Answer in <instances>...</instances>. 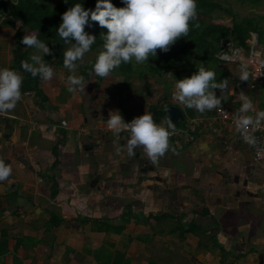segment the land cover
I'll return each mask as SVG.
<instances>
[{
	"label": "crops",
	"instance_id": "crops-1",
	"mask_svg": "<svg viewBox=\"0 0 264 264\" xmlns=\"http://www.w3.org/2000/svg\"><path fill=\"white\" fill-rule=\"evenodd\" d=\"M14 41V33L9 36L0 32V67H10ZM52 67L53 77L40 81L48 95L45 103H39L34 91L22 92L13 109L0 113V159L12 168L9 177L0 180V234L7 229L10 235L8 253L16 254L22 249L31 264L36 250L43 253L40 247L57 251L68 247L69 257L82 250L96 264H102L106 259L98 258L95 250L106 247L124 251L132 258L131 264H138L139 252L134 256L128 247L175 239L198 251L191 256L197 264H213L206 259L212 258L215 251L219 256L214 264L221 262L220 248L213 242L226 249L231 264H259L261 260L264 264V160L255 159L252 142L240 136L236 125L217 120L216 107L200 112L177 101L174 84L169 100L182 109L186 125L171 123L175 127L169 128L173 133L168 138L169 146L156 160L142 145L129 153L127 133H116L107 127L109 111L119 109L125 120L144 111L152 114L150 108L163 102L170 72L162 80L151 76L134 80L129 89L117 74L108 75L99 84L89 78L85 79V90L72 92L67 87L71 70L64 65ZM221 68L227 70L225 79L229 82V89L222 93L225 99L221 106L233 114L239 112L240 93L244 91L255 109H264V80L256 89H250L249 78H239L238 66L221 64ZM115 81V91L108 92L106 86ZM215 91L221 94L219 88ZM188 108L195 112L194 116L188 115ZM193 118L203 119L191 129ZM157 123L169 126L166 119ZM55 148L59 163L53 167ZM52 177L58 183L55 198ZM124 210H133L137 217L169 213L174 220L181 217L185 226L195 221L213 238L203 237L201 246L200 236L195 233H186L181 239L179 231L169 232L172 220L155 225L153 231L132 217L121 233L93 231L91 223L78 220L79 216L116 218ZM52 212L66 221L53 233H46ZM151 222L155 224L154 219ZM146 227L149 232H145ZM160 228L166 232H158ZM106 234L119 235V245L109 241L96 246V238ZM19 236L47 243H38L35 248L29 244L27 249L14 251L15 238ZM17 259L20 264L25 261L17 256L13 264Z\"/></svg>",
	"mask_w": 264,
	"mask_h": 264
},
{
	"label": "clouds",
	"instance_id": "clouds-1",
	"mask_svg": "<svg viewBox=\"0 0 264 264\" xmlns=\"http://www.w3.org/2000/svg\"><path fill=\"white\" fill-rule=\"evenodd\" d=\"M197 17V0H124L117 6L113 0H95V7H85L83 0H75L62 13V20L57 32L65 44H70L63 53V64L71 70L67 77L69 91L78 88L85 90L88 81L83 74H77V61H83L84 54L90 50L97 36L85 30L90 21L108 29L104 32V42L93 63V69L99 76H106L123 62L142 63L151 56L157 55V49L168 51L177 38L187 36L190 21ZM22 42L36 49L30 60L22 61V68L42 81L54 75V68L45 59L46 53L53 49L41 39L37 32H25ZM241 80H248L249 69L246 63L240 64ZM23 75L12 67H0V113L13 109L22 97ZM221 94L217 95L215 89ZM229 89L227 79H216V71L204 65L189 76L176 79L173 96L188 107H195L204 112L221 106L225 99L223 92ZM242 101L239 113L235 117L237 126L247 132L264 121V110H256L253 100L244 91L240 93ZM250 112H254L250 114ZM107 125L116 133H127V149L134 153L137 146H143L152 160L163 154L169 146L171 135L169 128L175 126L169 122L165 127L158 124L150 112L125 120L119 109L109 111ZM247 139L254 142L249 133ZM11 165L0 159V180L11 174Z\"/></svg>",
	"mask_w": 264,
	"mask_h": 264
},
{
	"label": "trees",
	"instance_id": "trees-1",
	"mask_svg": "<svg viewBox=\"0 0 264 264\" xmlns=\"http://www.w3.org/2000/svg\"><path fill=\"white\" fill-rule=\"evenodd\" d=\"M251 4L264 3V0H241ZM75 0H0V16L2 17V24L16 28L14 33V47L12 50L13 58L10 67L21 71L23 74L22 92L34 91L39 103H45L48 100L43 87H40V77L33 76L30 72L22 68L23 60H30L33 47L26 46L21 38L25 32H37L41 39H45L46 43L53 49V52L46 53L45 59L51 65H64L63 53L64 50L70 46L65 44L63 38L59 36L57 28L62 20V13L71 6ZM124 0H113L117 6H122ZM85 7L94 8L95 0H83ZM224 11L226 14L232 16V24L228 25L216 21V12ZM261 18L256 16H244L242 18L232 11L231 8L225 6L219 0H197V17L190 21V31L187 36H181L170 45L168 51L157 49V55L151 56L148 60L138 63L133 58L131 61L123 62L118 67L110 71V74H117L124 78V86L129 89L132 81L135 79L144 80L145 76H151L157 79L169 71V78L165 80V95L163 102L159 107L157 105L150 108L153 118L156 122L166 119L169 120L164 108L171 105L169 100L172 95L170 89L176 83V79L189 76L198 70V67L204 65L216 71V79H225L227 70L221 68L220 59L216 55L220 50L221 40H233L236 44L249 48L248 39L252 33L255 32L258 36L259 42H264V27L261 24ZM85 30L95 33L96 41L93 43L89 51H95L96 56L101 50L104 42V32L108 29L106 26L102 27L98 21H90V24L85 25ZM96 56L88 59L80 64V73L84 75L85 79L93 78L96 83L103 81L106 76H99L93 69V63ZM188 115L194 116L195 112L188 108ZM186 118L175 122L177 126L183 127L186 125ZM56 159L53 167L59 163L58 151L55 148ZM52 197L55 198L58 194V183L55 177L51 178ZM134 217L137 222H143L156 231L155 225H161L163 221L172 220L169 232L174 233L179 231L181 239H185L186 233L192 232L200 236V246L203 245V237L213 238L209 230L201 227L197 222H190L188 225H183L182 218L179 217L174 220V216L169 213L163 214H149L148 216H135L133 210H124L116 218H93L79 216L78 220L82 223H91L93 231L121 233L126 227V223ZM154 219L155 224L151 222ZM66 220L57 212H52L50 219L45 226L46 233H53L54 229L64 223ZM158 232H166L164 229H157ZM10 235L7 229H2L0 234V264H6L5 255L9 252L8 239ZM47 243L44 239H38L29 236H19L15 238L14 251L20 247L27 249L30 244L35 248L38 243ZM214 246H218L221 252L220 264H231L228 260L229 253L218 242H213ZM101 254V255H100ZM95 255L98 258L104 257L106 259L102 264H131L132 258L119 249H106L100 247L95 250ZM20 259H17L16 264H20ZM19 261V262H18ZM150 264H154L150 262Z\"/></svg>",
	"mask_w": 264,
	"mask_h": 264
},
{
	"label": "rangeland",
	"instance_id": "rangeland-1",
	"mask_svg": "<svg viewBox=\"0 0 264 264\" xmlns=\"http://www.w3.org/2000/svg\"><path fill=\"white\" fill-rule=\"evenodd\" d=\"M51 1L56 2L57 0H51ZM219 1L223 2L225 6L231 8L232 11L239 18H242L244 16H256L258 18H261L262 20L261 24L264 27V3L251 4L248 2H243L241 0H219ZM216 15H217L216 16L217 22L225 23L228 25L232 24V16L226 14L224 11L216 12ZM15 30L16 28L14 27L3 25L2 17L0 16V32H7L9 36H11L13 33H15ZM262 47L264 49V45H262ZM94 56H96L95 51H87L84 54L83 61L82 62L77 61L78 68L80 67V64L82 65L83 62L87 61L90 58H93ZM76 72L77 74H80L79 70H76ZM168 72L169 71H166L163 76L158 77V78H160L161 80L167 78ZM118 80H121V79L117 78V81ZM115 82L114 84L110 83L111 85L109 84L106 86V89L108 90V92L109 91L112 92L113 90L115 91V86L118 85L117 84L118 82L116 83ZM134 90L135 88L132 91ZM149 231H150L149 227H146L145 232H149ZM131 232L135 233L136 230L131 229ZM120 238L121 237L119 235L106 234L104 237L100 236L96 238L95 245L97 246L103 242L107 243L109 241L115 242L117 245H119ZM166 243H168V245H166ZM188 244L189 243H187L186 245V242H185V244L181 245L179 241L178 240L176 241L175 239H172V241L170 242L164 241L163 239H161L160 241L153 240V242L151 243H147V244L144 243V246L143 245L130 246V248L128 247V250L130 254H134V256H136L139 252L138 264H148L150 260L152 261V263L155 262L154 264H197L196 259L191 256H193V253L197 254L198 251L197 250L193 251L192 248L188 247ZM67 248L61 247L57 251L56 249L54 250L45 249L44 250L42 247H40V249L43 250V253L38 252V250H36L35 254H33L31 264H96L94 260L91 257L87 256V254L84 253L82 250L80 251L77 250L76 252H74L75 253L74 257H69L70 251L67 252ZM68 250L70 249L68 248ZM17 252L18 253L16 254L8 253L5 257V261L8 264H13L12 260L13 258L17 256H20V258H23V260L27 259V257L24 258L25 256H24V252L22 249ZM212 256H213L212 258H208L206 260H209L210 262L214 264V262L217 259V256H219V252L217 251L213 252ZM72 259H73V263L70 262V260ZM23 264H28V260H25ZM216 264H220L218 260Z\"/></svg>",
	"mask_w": 264,
	"mask_h": 264
},
{
	"label": "built area",
	"instance_id": "built-area-1",
	"mask_svg": "<svg viewBox=\"0 0 264 264\" xmlns=\"http://www.w3.org/2000/svg\"><path fill=\"white\" fill-rule=\"evenodd\" d=\"M249 48H245L242 45L236 44L233 40H221L220 50L216 54L220 63L225 65H236L238 66L240 72V64L246 63L249 69V80L248 87L250 89H256L257 86L264 80V49L259 44L258 36L255 32L252 33L251 37L248 39ZM216 118L222 123H228L231 125H236L235 117L239 112L233 114L228 108L224 106H217L216 108ZM264 110V109H256ZM254 115V112H253ZM203 118H193L190 123V128L194 129L195 126ZM63 125H67L66 120H62ZM108 127V125H107ZM238 127V126H237ZM108 129H110L108 127ZM112 130V129H110ZM239 134L244 140H249L246 136L250 133L254 137L253 149L254 157L257 161L264 160V121L255 126L253 131L251 128L247 132L242 131L239 127ZM171 134H173L171 132ZM250 141V140H249Z\"/></svg>",
	"mask_w": 264,
	"mask_h": 264
},
{
	"label": "water",
	"instance_id": "water-1",
	"mask_svg": "<svg viewBox=\"0 0 264 264\" xmlns=\"http://www.w3.org/2000/svg\"><path fill=\"white\" fill-rule=\"evenodd\" d=\"M164 113L166 115V117L171 120L172 122H177L179 120H184L185 119V115L184 112L182 111V109L175 105V104H171L168 105L164 108ZM263 261L261 260L259 262V264H262Z\"/></svg>",
	"mask_w": 264,
	"mask_h": 264
}]
</instances>
